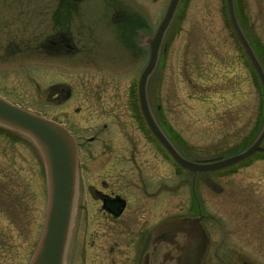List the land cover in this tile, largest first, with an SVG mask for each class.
Segmentation results:
<instances>
[{"label": "flooded vegetation", "instance_id": "1", "mask_svg": "<svg viewBox=\"0 0 264 264\" xmlns=\"http://www.w3.org/2000/svg\"><path fill=\"white\" fill-rule=\"evenodd\" d=\"M144 1L40 0L32 9L7 16L9 2L12 9L21 3L0 0V83L19 73L26 75L25 82L35 92L22 89L6 101L47 115L43 117L63 126L75 142V213L67 250L76 239L88 264H212L220 233L230 230L241 247L239 263L264 264V217H257V202L250 214L237 207L233 218H223L224 213L207 202L195 204L190 198L179 212L178 170L191 175V185L197 175L203 182L210 173H198L192 181L191 172L179 166L150 132L139 104H123L122 92L102 83V67H115L110 62L123 68L114 73L121 76L107 74L115 81L125 76L127 65L144 58ZM104 30L110 32L105 35ZM157 61L149 77L158 68V57ZM69 70L75 74V86L66 79ZM84 72L102 82L85 89L89 81L82 79ZM132 94L138 103L137 89ZM146 94L155 123L175 151L185 159L206 162L190 159L179 144L163 113L160 91L154 106ZM178 220L180 226L175 224ZM245 252L251 260L244 259ZM63 264H68L67 253Z\"/></svg>", "mask_w": 264, "mask_h": 264}, {"label": "rangeland", "instance_id": "2", "mask_svg": "<svg viewBox=\"0 0 264 264\" xmlns=\"http://www.w3.org/2000/svg\"><path fill=\"white\" fill-rule=\"evenodd\" d=\"M19 2L13 9L10 2L7 4V16L17 10L32 9L40 0ZM167 2L144 1L145 39L154 33ZM234 8L243 33L264 67V52L261 50L264 51V0H235ZM114 30L112 28L108 38ZM108 32L104 30L105 35ZM235 37L225 0H181L160 46L156 65L160 77L155 76L156 72L148 77L151 105H155L160 91L163 113L190 159L210 161L234 154L250 145L263 127L264 90ZM147 57L148 45L140 63L127 65L125 76L115 81L107 74L121 76L114 73H122L123 68L117 67L120 65L113 61L110 64L115 67L109 71L102 67L106 74L102 77L104 82L99 77L94 81L88 72H84L82 79L89 81L85 89L100 82L106 85L107 81L112 89L122 92L123 104L130 100L129 104L136 107L137 97L132 92L137 88L138 74ZM98 73L103 74V71ZM67 75L70 76L66 77L68 83L75 86V74L69 70ZM25 81L26 75L19 73L16 79L1 80L4 84L0 83V96L8 101L22 89L35 93ZM262 142L264 145V139ZM176 176L179 212L184 211L190 198L195 204L197 201L201 205L203 201L207 202L224 213L223 218H233L237 207L244 213L251 212L257 202V217H264V153H255L226 170L210 173L209 176L223 188L220 193L206 188L201 176H196L195 185H191L188 173L178 170ZM46 185L44 162L36 144L26 135L0 126V264L28 263L44 220ZM195 204L193 210L196 211ZM74 213L72 210L65 248L67 262L88 264L76 239L67 250L73 235ZM220 239L216 256L210 262L240 264L237 252L241 247L235 234L230 230L222 231ZM247 253L244 259L251 260Z\"/></svg>", "mask_w": 264, "mask_h": 264}, {"label": "water", "instance_id": "3", "mask_svg": "<svg viewBox=\"0 0 264 264\" xmlns=\"http://www.w3.org/2000/svg\"><path fill=\"white\" fill-rule=\"evenodd\" d=\"M179 1H168L165 13L153 36L147 39L149 58L139 76L137 91L140 110L149 130L173 159L182 168L192 173L194 179L198 172L220 170L240 162L256 152H264V146L261 144L264 139V124L258 136L244 150L210 162H194L181 157L160 131L148 107L146 83L148 75L155 66L162 38L173 18ZM226 6L233 29L264 90V70L238 24L233 0H226ZM0 124L31 138L39 148L44 161L47 202L39 239L28 264H63L74 205L76 180V147L74 140L67 130L60 125L9 104L2 98H0ZM204 183L215 193L220 192L222 189L218 183L208 176H205ZM176 223L180 226L181 220ZM167 224H163L160 228L167 226Z\"/></svg>", "mask_w": 264, "mask_h": 264}, {"label": "bare ground", "instance_id": "4", "mask_svg": "<svg viewBox=\"0 0 264 264\" xmlns=\"http://www.w3.org/2000/svg\"><path fill=\"white\" fill-rule=\"evenodd\" d=\"M260 58H258V61H259Z\"/></svg>", "mask_w": 264, "mask_h": 264}]
</instances>
